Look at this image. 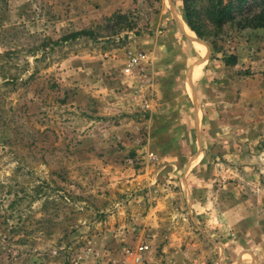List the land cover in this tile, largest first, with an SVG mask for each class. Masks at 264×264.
<instances>
[{
    "label": "rangeland",
    "instance_id": "rangeland-1",
    "mask_svg": "<svg viewBox=\"0 0 264 264\" xmlns=\"http://www.w3.org/2000/svg\"><path fill=\"white\" fill-rule=\"evenodd\" d=\"M212 1L198 56L183 0H0V264H264V29Z\"/></svg>",
    "mask_w": 264,
    "mask_h": 264
},
{
    "label": "trees",
    "instance_id": "trees-1",
    "mask_svg": "<svg viewBox=\"0 0 264 264\" xmlns=\"http://www.w3.org/2000/svg\"><path fill=\"white\" fill-rule=\"evenodd\" d=\"M183 8V17L188 27L200 40H204L201 27L196 22L199 15L192 0H183ZM209 12L217 29H221L228 22L236 23L240 29H264V0H213ZM80 38L95 39V35L91 31H77L63 37L61 42L76 41ZM225 61L227 65L237 64L235 56L225 57ZM64 199L68 205L73 202V196L69 194Z\"/></svg>",
    "mask_w": 264,
    "mask_h": 264
},
{
    "label": "crops",
    "instance_id": "crops-1",
    "mask_svg": "<svg viewBox=\"0 0 264 264\" xmlns=\"http://www.w3.org/2000/svg\"><path fill=\"white\" fill-rule=\"evenodd\" d=\"M177 4V3H176ZM180 6L179 5H175V10L177 11V13L183 18V20H182V22H180L179 20H178V18H176L175 16H174V11L173 10H171V13H172V16H173V18H174V20H175V22L178 24V25H180V28H181V30H182V32H183V34L188 38V40H189V43H190V46H192L193 48H194V50H197L196 48H199L198 50H197V52L198 51H203V48L201 47V46H199V45H196V43H201L202 44V42L198 39V37H197V35L188 27V25H187V23L185 22V20H184V17H183V14H182V12H181V8H179ZM208 53V52H207ZM208 55V54H207ZM198 56H200V53L198 52ZM200 70H198V68L197 69H195V74H194V72H191V76H193V74H194V78H196L197 76H199V74H200ZM193 102H194V100H193ZM196 165H198V163H196L195 164V166Z\"/></svg>",
    "mask_w": 264,
    "mask_h": 264
},
{
    "label": "built area",
    "instance_id": "built-area-1",
    "mask_svg": "<svg viewBox=\"0 0 264 264\" xmlns=\"http://www.w3.org/2000/svg\"><path fill=\"white\" fill-rule=\"evenodd\" d=\"M144 58L145 57L142 54L131 53L129 57V65L126 68L125 72L131 74L133 72V69L140 66Z\"/></svg>",
    "mask_w": 264,
    "mask_h": 264
}]
</instances>
